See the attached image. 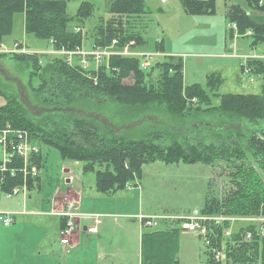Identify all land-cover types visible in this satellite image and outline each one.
Segmentation results:
<instances>
[{
	"label": "trees",
	"instance_id": "trees-1",
	"mask_svg": "<svg viewBox=\"0 0 264 264\" xmlns=\"http://www.w3.org/2000/svg\"><path fill=\"white\" fill-rule=\"evenodd\" d=\"M260 1L246 0L250 7L257 8ZM212 2L183 0V11L188 15L212 14ZM108 7L109 18L96 27L91 44L105 47L116 40L119 50L129 48L133 43L140 45L142 36L137 28L145 23L149 14L144 1L115 0ZM90 12L91 6L82 3L76 19L83 22ZM16 15L23 17L26 36L46 44L51 41L57 50L71 51L82 45L80 31L68 27L71 19L66 14L65 0H0V42L12 34ZM227 20L236 25L239 35L246 36L250 32L247 36L251 39L249 49L258 42H264V23L261 19L251 18L245 10L232 6ZM127 43L130 45L123 48ZM158 47L156 52H161L162 47ZM29 58L33 57L20 60ZM88 61L87 69L81 67L79 57L73 58L72 66H68L63 58L56 59V64L46 65L41 76H38L39 85L35 95L43 106L49 109L53 106V110L40 120L39 125L29 122L26 113L14 108L10 100L3 97L6 105L0 108V128L8 124L14 129L24 130L29 133L32 142L38 140L40 144L56 148L63 161L82 163L83 174L91 173L94 176V189L101 195L115 194L135 185L145 164L161 162L212 167L216 163H227L230 169L226 177L228 187L220 196L207 194L200 214L264 216V128H258L250 136L246 153L239 146L236 135L229 133L221 136L223 126L204 121L186 127L192 128L185 129L182 134L175 131L178 129L175 126L158 121L159 127L152 126L141 137L133 138L129 135H104L92 119L85 115H72L70 111L76 101L89 100L99 107L107 102L122 106L129 114L126 120L133 119V126L147 120L150 116L145 113L152 108L155 112L164 108L166 115L177 118L178 122L188 116L196 117L200 110L204 115H216L221 124H224V120L229 123L240 120L264 123L262 61L248 60L246 65L250 67L252 63H258L254 70L250 68L251 73L261 80L258 95L218 94L221 80L214 74L207 75L205 87L197 84L185 86L183 63L176 56H165L162 63L153 66L158 71L154 79L152 70L146 72L141 68L139 57L111 56L98 66L91 58ZM29 62L34 69L33 75H38V59ZM240 70L243 73L244 67L241 66ZM212 99L218 101L217 106L211 105ZM198 105L193 111L192 108ZM202 105L206 110L202 111ZM204 132L216 135V140L205 143L201 138ZM33 163L39 171L40 154ZM19 184V180L10 183L11 186ZM211 184L212 181L209 186ZM38 185L39 175L29 181L27 188L35 189ZM11 186H3L2 189L7 190ZM166 222L164 228L142 233L141 264H178L180 222ZM227 226L228 223H223L216 230L219 241H223L222 232ZM246 230H250V227H239L227 240L226 264H264V236H254L250 242H243Z\"/></svg>",
	"mask_w": 264,
	"mask_h": 264
},
{
	"label": "rangeland",
	"instance_id": "rangeland-1",
	"mask_svg": "<svg viewBox=\"0 0 264 264\" xmlns=\"http://www.w3.org/2000/svg\"><path fill=\"white\" fill-rule=\"evenodd\" d=\"M65 1L66 14L71 19L68 27L73 30L79 28L82 42L88 49L96 27L109 18V3L115 0ZM143 1L149 14L146 15L145 23L137 28L142 36V43L137 46L131 42L133 46L129 48L127 45L130 44L127 43L123 48L127 46L125 49L129 54L136 55L134 57L150 55L148 58L146 55L141 58L142 62L148 61V65L143 66V63L141 68L146 72L152 70V79L158 74L154 65L162 63L165 56H177L176 58H181L183 63L185 86L197 84L205 87L207 75L214 74L221 80L218 94L258 95L260 93L261 80L252 74L250 69L257 68L258 63H252L250 67L246 65L248 60L262 61L264 65V42H258L255 47L252 45L249 49L250 34L239 35L236 25L228 22L227 14L232 6H238L248 12L251 18L261 19L264 23V0L258 3V8L251 6L253 9L246 0H213V13L198 15L186 14L183 11V0ZM82 3L91 6L90 16L83 22L76 19ZM22 21V15H16L12 34L5 41L0 42V108L6 105L3 97L8 98L14 108L26 113V119L29 122L39 125L40 120L53 110V106L49 109L38 101V96L35 95L39 85L38 79L46 65L56 64V59L63 57L60 52L57 53L58 50L53 47V42L46 44L26 36L22 32ZM15 44H21L20 48L24 49L25 53H15ZM157 47H162V50H159L161 52H156ZM116 52H119V49ZM255 55L262 58L258 59ZM115 56L130 57L123 53ZM27 57L33 58L20 60ZM245 58L246 61H244ZM32 59H38L40 69L38 75H33L34 69L29 62ZM175 60L178 62V59ZM244 65L250 70L249 74L241 72L240 68ZM212 100L211 105L217 106L218 101ZM197 107L199 105L192 110H196ZM201 108L202 111L206 110L203 105ZM70 111L72 115H85L92 119L104 135H129L133 138L141 137L152 126L159 127L158 121L175 126L176 129L178 128L175 131L181 134L186 127L193 126L195 122L204 121L215 126H223L221 136L229 133L236 135L239 146L246 153L250 136L258 128H264V123H249L244 120L232 123L224 120V124H221L216 115H204V112L200 110L196 117L188 116L185 120L178 122L177 118L167 116L164 108H160L159 112H155L152 108L150 112L145 113L152 117L151 119L149 117L144 122L133 126L135 124L133 119L126 120L129 114L122 106L107 102L99 107L89 100L76 101ZM236 133L240 136L238 137ZM202 137L207 144L214 142L217 138L216 135L206 134V132L201 134ZM33 143L39 147L41 155L39 185L35 189L26 188L24 198L22 196L14 198L21 202L20 207H16L17 210L19 209L18 212L1 209H13L16 204L14 199L5 200L2 197H0V210L15 213L16 216L28 217L32 216V212L44 213L52 211L53 208H60L63 201H78L80 214L99 216L108 214L111 218L101 219L102 224L98 227V236L107 239V242H99L98 255L94 264H138L139 229L142 234L144 231L164 228V224L167 223L160 221L156 227L145 229L141 226L138 217L161 216L179 221L195 212L200 214L207 194L220 196L228 187L226 177L230 169L227 163H216L209 167L202 164L155 162L145 164L141 168L140 178L135 185H128L129 187L114 195H101L94 189V176L91 173L83 174L82 163L63 161L56 148L40 144L38 140H34ZM162 145L165 146V144ZM67 179H69L68 184L65 182ZM211 181L212 184L209 186ZM232 217H235L236 222L231 227L233 232H236L239 227H247L244 219H250L253 216ZM82 223L86 226L90 224V221L86 220ZM27 226L35 228L37 225L30 223ZM40 228L29 230L34 234L39 232L44 234L45 230H42L44 228ZM178 248L180 252V256L179 253L177 255L178 264H216L210 261L202 239L195 233L184 235L181 232ZM64 258V256L61 257V259ZM226 263L227 260L221 264Z\"/></svg>",
	"mask_w": 264,
	"mask_h": 264
},
{
	"label": "built area",
	"instance_id": "built-area-1",
	"mask_svg": "<svg viewBox=\"0 0 264 264\" xmlns=\"http://www.w3.org/2000/svg\"><path fill=\"white\" fill-rule=\"evenodd\" d=\"M75 30L77 32L80 31L79 28ZM247 34H250V32H247ZM116 50H118L117 41L113 40L109 47L91 44L87 49L85 43L82 42L80 47L74 48L71 51L59 49L57 53H61V57H63L68 66L73 65L74 57H79V63L83 69L89 67V58L93 60L95 66H98L104 59L115 55H122V53L130 57L136 56L129 54L126 49L119 50V52H116ZM14 52L22 54L25 53V50L20 48L19 44H15ZM144 55L147 58L150 56L148 54ZM144 55H141L140 58ZM244 61H246V58ZM143 63V66L148 65V61H144ZM243 67L244 73L249 74L250 70L246 69L245 65ZM38 154L39 147L32 142L28 132L14 129L8 124L4 128H0V197L10 200L18 196H22L23 198L26 196V188L29 181L37 178L39 175V171L33 163L34 158ZM16 180H19L20 184L11 186L10 183L16 182ZM3 186L11 187L3 190ZM45 214L58 216L65 220L63 227L59 231V245L66 248V252L73 248L72 237L76 221L80 219L89 220L92 226L87 231L93 234L96 232L95 226L101 219L99 215L80 214L78 201L63 202L60 208H53L52 211ZM15 217V213L0 210V226L3 228L11 227L15 223ZM234 218L225 214L202 215L195 212L189 217L179 219V221H181V230L195 233L202 239L209 259L213 263L221 264L227 260L226 242L232 237L233 227L231 225L236 222ZM138 220L143 228H154L160 221H174L176 219L152 216L146 218L138 217ZM244 220L245 224L250 227V230L244 232L243 242H250L254 236H264V216L257 215ZM223 223H228L229 227H226L222 232L223 241H219L220 237L216 233V230Z\"/></svg>",
	"mask_w": 264,
	"mask_h": 264
},
{
	"label": "crops",
	"instance_id": "crops-1",
	"mask_svg": "<svg viewBox=\"0 0 264 264\" xmlns=\"http://www.w3.org/2000/svg\"><path fill=\"white\" fill-rule=\"evenodd\" d=\"M22 32L24 33L23 27ZM257 58L261 59L262 57L257 56ZM69 190L72 191L71 189ZM72 192L76 194L74 191ZM14 200L16 204L13 209H1L18 212L19 209L17 210L16 207H20L21 202L19 199ZM45 213L32 212V216L28 217L17 215L15 223L11 227L3 228L0 226V264H94L98 255L97 246L99 242H107V239L98 236V227L102 224L101 219H109L111 217L108 214L102 215L99 223L95 226L96 232L93 234L87 231L92 224L84 226L82 223L86 219L76 221L72 237L73 248L66 252V248L59 245V231L63 227L65 220L61 217ZM30 223L37 226L35 228L27 226ZM40 227L44 228L42 229L45 230L44 234L41 232H35L36 234H34L33 231L29 230ZM181 232L184 235L186 233L192 234L184 230H181ZM141 235V230L139 229L138 264H141ZM178 253L180 256V252ZM63 256L66 259H61ZM61 261L63 262L61 263Z\"/></svg>",
	"mask_w": 264,
	"mask_h": 264
},
{
	"label": "water",
	"instance_id": "water-1",
	"mask_svg": "<svg viewBox=\"0 0 264 264\" xmlns=\"http://www.w3.org/2000/svg\"><path fill=\"white\" fill-rule=\"evenodd\" d=\"M65 173H67V171H65ZM65 182L68 184L69 183V179H67Z\"/></svg>",
	"mask_w": 264,
	"mask_h": 264
}]
</instances>
